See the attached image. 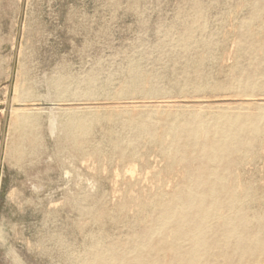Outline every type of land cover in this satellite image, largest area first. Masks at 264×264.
I'll return each instance as SVG.
<instances>
[{"label": "rangeland", "instance_id": "1", "mask_svg": "<svg viewBox=\"0 0 264 264\" xmlns=\"http://www.w3.org/2000/svg\"><path fill=\"white\" fill-rule=\"evenodd\" d=\"M9 1L0 0V264H80L92 237L127 238L150 220L140 204L185 176L146 139L129 161L112 155L109 135L125 132L109 121L121 115L114 106L148 95L154 103L240 102L234 88L215 85L252 63L242 42L264 43V0ZM25 114L36 120L23 136ZM73 115L88 124L82 153L65 137ZM96 145L100 156L88 153ZM232 171L239 192L251 185V209L264 212V147Z\"/></svg>", "mask_w": 264, "mask_h": 264}, {"label": "bare ground", "instance_id": "2", "mask_svg": "<svg viewBox=\"0 0 264 264\" xmlns=\"http://www.w3.org/2000/svg\"><path fill=\"white\" fill-rule=\"evenodd\" d=\"M199 14L196 5L193 21ZM256 17L254 7L251 19ZM244 45L250 66L227 85H215L234 88L241 101L233 106L188 100L154 103L149 95L142 101L114 106L121 115L109 121L126 133L109 135L112 155L129 161L146 139L156 143L172 162L182 164L185 176L172 191L140 204L150 211V220L135 227L127 238L110 236L100 241L92 237L80 264H264V212L251 209L256 200L251 185L239 192L232 182L233 168L264 147V58L253 52L264 50V43L240 44ZM132 78L138 79L136 75ZM55 117L49 118L51 132L56 128ZM35 120L29 114L19 117L22 135L32 131ZM87 127L86 119L76 115L64 123L65 137L76 144L79 153L89 141ZM35 149L33 145L31 152ZM14 152L18 159L25 153L20 145ZM88 153L100 156L102 149L96 145Z\"/></svg>", "mask_w": 264, "mask_h": 264}, {"label": "water", "instance_id": "3", "mask_svg": "<svg viewBox=\"0 0 264 264\" xmlns=\"http://www.w3.org/2000/svg\"><path fill=\"white\" fill-rule=\"evenodd\" d=\"M6 120H7V114L5 115L4 125H3V130L5 129V126H6ZM1 150H2V149H1Z\"/></svg>", "mask_w": 264, "mask_h": 264}]
</instances>
